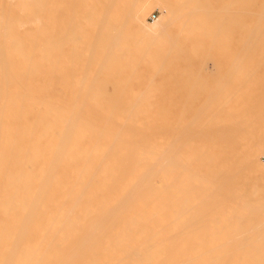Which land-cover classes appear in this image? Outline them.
<instances>
[{"label": "bare ground", "instance_id": "6f19581e", "mask_svg": "<svg viewBox=\"0 0 264 264\" xmlns=\"http://www.w3.org/2000/svg\"><path fill=\"white\" fill-rule=\"evenodd\" d=\"M263 151L264 0H0V264H264Z\"/></svg>", "mask_w": 264, "mask_h": 264}, {"label": "rangeland", "instance_id": "374dc122", "mask_svg": "<svg viewBox=\"0 0 264 264\" xmlns=\"http://www.w3.org/2000/svg\"><path fill=\"white\" fill-rule=\"evenodd\" d=\"M155 8H153V7ZM151 7H150V9H149V11H148V14L145 16V19L148 21V22H152V19L153 18H156L157 16H158V14H159V12H157L158 11V9H156V6L155 5H152ZM153 9V10H152ZM149 15V16H148ZM170 38H172V36L170 37ZM171 43V42H170ZM182 55V54H181ZM174 63V61H172V62H170L169 63V65H167V67H166V69H169V67H171L172 68V66H173V68L175 67V63ZM201 66V65H200ZM200 66H198V67H200ZM203 67V66H202ZM205 68H206V70L207 69H209V70H211L212 69V65H211V63H209L208 61H207V63H206V65H205ZM173 70V69H172ZM197 70H199V68H196V70L194 69V71H197ZM199 71H203V69L201 68ZM264 154V151L262 152V155ZM261 155V153L260 154H258V161L260 162V163H262V164H264V155L262 156ZM260 156V157H259Z\"/></svg>", "mask_w": 264, "mask_h": 264}]
</instances>
